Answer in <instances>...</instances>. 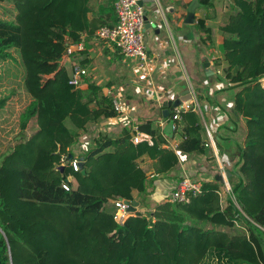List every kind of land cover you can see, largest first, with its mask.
I'll list each match as a JSON object with an SVG mask.
<instances>
[{
	"label": "trees",
	"instance_id": "trees-1",
	"mask_svg": "<svg viewBox=\"0 0 264 264\" xmlns=\"http://www.w3.org/2000/svg\"><path fill=\"white\" fill-rule=\"evenodd\" d=\"M92 1L0 0L14 10L8 18L0 17V64L21 60L31 101L19 126L21 132L30 123L38 129L30 166L9 168V152L0 150L1 264L14 260L3 220L12 202L36 205L62 234L67 255L80 264H264V0H232L235 12L221 28L225 39L219 46L221 59L215 60L218 66L225 64L219 80L229 85L233 112L245 123L236 167L240 177H230L245 216L232 201L223 205L219 192L224 183L216 180L204 181L201 192L190 193L183 203H158L148 217L137 211L123 225L106 204L117 197L140 206L147 202L148 178L141 162L152 161L157 175L169 174L180 162L179 153L205 152L207 135L202 116L191 110L175 123L173 138L147 121L139 126L144 137L138 143L128 131L115 139L100 134L88 151L75 154L90 125L101 117L120 116L101 89L89 85L84 91L82 81L79 88L71 85L62 64L69 45L98 40L101 27L116 25V19L111 24L105 17H91ZM199 2L201 9L215 11L214 0ZM215 16L209 14L205 21ZM198 26L211 35L210 27ZM6 103L1 100L0 109ZM171 140L178 142L176 149L169 147ZM69 156L73 159L64 165ZM75 159L78 172L70 165ZM69 177L75 183L66 191L63 183ZM38 257L47 264L45 251Z\"/></svg>",
	"mask_w": 264,
	"mask_h": 264
},
{
	"label": "crops",
	"instance_id": "crops-1",
	"mask_svg": "<svg viewBox=\"0 0 264 264\" xmlns=\"http://www.w3.org/2000/svg\"><path fill=\"white\" fill-rule=\"evenodd\" d=\"M193 1L142 0L146 13L152 22L155 21L153 10L156 15H159L158 23H154L152 27H146L145 25V43L149 56L150 77H142L136 71L137 76L144 78L151 85L149 88L151 89V95L147 96L144 93L145 90L141 89L142 86L137 83V85L128 84L122 90L115 87L110 88L119 91L123 96V101L126 104L125 113L117 118L107 119L101 117L97 123L88 127V132L81 134L80 143L76 146V149L80 147L86 151L100 134L115 139L121 137L124 131H128L134 136L140 133L142 139L144 136L139 131V126L147 121L154 122L155 131L162 130L165 133L170 121L169 118L163 117L162 119L160 113L167 109L169 102L176 101L188 90L190 86L188 68L192 71L201 68L206 79L202 91H199V93L197 91V93L199 101L200 97L203 99V101L201 99L203 103L200 101L203 109V122L205 127L212 133L213 143L204 148L205 152L203 154L179 153V164L172 172L166 175L155 174L152 161L146 159L141 162V166L148 178V200L156 202V205L164 202L167 195L176 187V184L187 174L194 175L196 176L195 178L199 177L202 182L220 180L221 183H224L220 172L224 171L228 176V172H232L234 168L236 170L245 137L244 120L238 118L233 112V96L230 92V87L219 80L225 64L218 66L215 63V60L221 59L219 46L225 39V34L221 29L219 30L221 36L217 37L218 32L215 25L218 24V15L216 8L213 12L206 10L204 20L209 14L216 16L206 20V26L212 30L211 35L206 38V42L203 43V48H201L200 29L198 26L201 7L195 12L196 22L193 25L185 23L189 6ZM214 1L216 4L217 0ZM115 2L116 0H93L91 17L102 16L107 18L109 23L114 24L116 19ZM0 5L2 6L0 17L8 18L9 14H11L10 12H14L13 6ZM227 21L221 23L218 27L222 28ZM85 40L83 56H85L84 59L87 61L86 64H90L92 68L96 65V61L93 60L95 54H101L102 50L97 46L101 43H96V40L88 41L86 38ZM101 49H104L107 55L112 56L119 52L114 47L107 45ZM118 54L121 55L120 53ZM207 54H210V56ZM205 62L210 64L209 71L204 67ZM77 63L81 64V62ZM88 88L87 85L83 90L87 91ZM159 95H162L163 106L161 103L151 101L152 99L158 100ZM6 107H9L8 103ZM90 137L92 141H90ZM206 142H208L207 139ZM170 143L173 146L178 144L175 140H171ZM85 145H87L86 149ZM228 179L230 181V177ZM229 181L228 183H230ZM228 195L226 194L225 196L224 206L229 201ZM135 196H137V192H135ZM106 208L111 212L113 211L111 202L107 203ZM153 208L155 207L145 208L142 212L138 209V211L148 217L149 213L154 210Z\"/></svg>",
	"mask_w": 264,
	"mask_h": 264
},
{
	"label": "rangeland",
	"instance_id": "rangeland-1",
	"mask_svg": "<svg viewBox=\"0 0 264 264\" xmlns=\"http://www.w3.org/2000/svg\"><path fill=\"white\" fill-rule=\"evenodd\" d=\"M1 9L2 6L0 5V15L2 14ZM216 11L218 24L215 25V28L218 32L217 37H219L221 36L219 31L221 28L218 26L221 23H225L229 16L235 12L232 0H217ZM205 13L206 9L200 8V24L206 25V21L204 20ZM200 38L201 48H203V43L209 37L200 31ZM95 42L101 43L97 46L102 51L99 55L95 52L93 60L96 61V65L94 67L91 68L90 64H86L87 61L84 59L85 56H83L84 51L80 52V54L74 53L62 60V64L69 71L72 70L77 62H81V89L87 85H94L96 89H101L105 93L106 90L112 87L122 90L128 84H140L142 86L141 89L145 90L144 93L147 96L151 95V89H149L151 85L144 78L136 75L135 64L132 61L119 55V52H116L115 56L107 55L104 49H101L106 44L99 40ZM188 76L195 90L198 93L202 91L206 79L204 71L201 68L199 70L194 69V71L188 68ZM24 77L25 70L19 57H17V60L9 61L4 65L0 64V101L6 98L9 105V107L5 106L0 109V150H7L9 152L6 164L12 169L30 166L35 159L36 153V134L38 130L36 125L30 123L28 128L23 132H21L19 126L20 115L31 101L24 86ZM262 84L264 85V79L262 80ZM159 96L158 100L152 99L151 101L161 103L163 106L162 95ZM201 99L200 97V101ZM90 141H92L91 137ZM85 152L80 147L75 150V154L78 155ZM220 173L224 183L225 181H229L228 176L226 177L222 172ZM185 177L191 178L193 181L202 182L199 180V177L195 178L196 176L194 175L187 174ZM232 181L235 182V179ZM222 190H224V187ZM225 196L226 194L223 193V203L226 201ZM155 206L156 202L147 200L138 209L142 212L145 208L149 209ZM3 220L8 230V238L12 240L14 246L13 264H40L38 254L41 251L46 252L45 260L47 264H80L67 255L62 234L57 232L49 221L44 218L36 205L21 202L9 203L3 215Z\"/></svg>",
	"mask_w": 264,
	"mask_h": 264
},
{
	"label": "built area",
	"instance_id": "built-area-1",
	"mask_svg": "<svg viewBox=\"0 0 264 264\" xmlns=\"http://www.w3.org/2000/svg\"><path fill=\"white\" fill-rule=\"evenodd\" d=\"M115 15H116V25L113 27L104 26L101 27L96 32V37L98 40L104 42L107 46L114 47L119 53L124 56L125 59L132 61L135 64L136 71L142 77H150V65L149 56L147 52V46L145 43V25H146V9L142 4V0H116L114 5ZM84 50V41L79 44H71L68 47V52L65 57H69L73 53H80ZM82 68L81 64L77 63L73 66L70 72V84L76 88L81 85ZM188 88L191 95L190 101L182 102L180 106L175 107L170 114L169 121H173V130L176 128V122L182 120V115L188 111L198 112L203 117V109L198 98V93L195 88L191 85ZM264 86V85H263ZM105 95L112 100L113 107L116 112L120 115L124 114L126 111V104L123 101V96L119 91L115 89H108ZM206 128L207 141L205 147L210 146L213 143V137L211 131ZM133 140L138 143L141 140L140 133H137ZM169 147L176 149V146L169 143ZM67 159L63 158V163L65 165ZM76 162L77 168L73 167V162ZM73 169L78 172L81 170L79 165V160L75 159L70 164ZM224 176L227 177V173L222 171ZM75 183V180L71 177L63 183V188L66 191H70L71 184ZM203 182H197L191 180V178L184 177L180 180L176 187L167 195L166 200H169L173 204L183 203L187 200V196L192 194H198L202 190ZM67 185V188H65ZM232 186L228 181H225L224 191H220L219 194L223 199V193H232ZM122 197H117L110 200L111 206L113 208L114 220L117 224L123 225L130 217L134 216L136 213L129 211L130 205ZM231 201L235 204L237 212L243 216L245 214L241 208L237 205L234 196ZM132 202V201H130ZM107 205V204H106ZM239 214L237 216H239Z\"/></svg>",
	"mask_w": 264,
	"mask_h": 264
},
{
	"label": "water",
	"instance_id": "water-1",
	"mask_svg": "<svg viewBox=\"0 0 264 264\" xmlns=\"http://www.w3.org/2000/svg\"><path fill=\"white\" fill-rule=\"evenodd\" d=\"M201 7V4L199 2V0H194L191 5L189 6V9H188V15L186 17V20H185V23L186 24H190V25H193L195 22H196V18H195V12L198 8ZM153 17L155 19L154 22L151 21L150 17L147 15L146 13V17H145V20H146V27L150 26L152 27L154 25V23H158V17L159 15H156L155 14V11L153 10ZM160 23V22H159ZM149 27V28H150ZM204 67L207 71H209V67H210V64L209 62H205L204 63ZM191 100V95L189 93V90H186L183 95L177 99L176 101H171L169 102L168 104V108L166 110L163 111V117L168 119L170 117V114H171V111L175 108V107H178L181 105L182 102H185V101H190ZM173 121H170L169 124L167 125L166 129H165V133L170 137V138H173ZM73 159L72 156H69L67 158L68 161H71ZM64 165H62L60 167V171H63L64 170ZM236 173V170L235 168L233 169L232 172H228V177H231L233 174ZM82 174L85 175L86 174V171L85 170H82ZM237 176L240 177V175L238 173H236ZM223 182V181H222ZM235 194V190L232 191V193L230 194L228 200L231 201L232 197L234 196ZM127 204L130 205V209L129 211L132 212V213H136L138 211V208L140 206V203L137 202V201H127ZM0 231L2 232V230L0 229ZM0 264H1V259H0Z\"/></svg>",
	"mask_w": 264,
	"mask_h": 264
},
{
	"label": "clouds",
	"instance_id": "clouds-1",
	"mask_svg": "<svg viewBox=\"0 0 264 264\" xmlns=\"http://www.w3.org/2000/svg\"><path fill=\"white\" fill-rule=\"evenodd\" d=\"M84 147H85V149H86V148H87V145H85ZM73 167H74V168H77V170H78V167H77V164H76L75 161L73 162ZM65 188H67V185H65Z\"/></svg>",
	"mask_w": 264,
	"mask_h": 264
}]
</instances>
